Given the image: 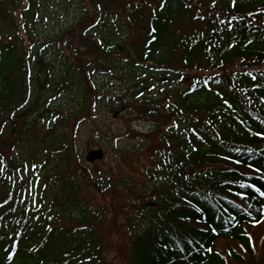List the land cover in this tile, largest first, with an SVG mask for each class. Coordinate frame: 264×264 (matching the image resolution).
Returning a JSON list of instances; mask_svg holds the SVG:
<instances>
[{"label":"trees","instance_id":"1","mask_svg":"<svg viewBox=\"0 0 264 264\" xmlns=\"http://www.w3.org/2000/svg\"><path fill=\"white\" fill-rule=\"evenodd\" d=\"M39 1L0 0V264H108L72 146L94 100L151 120L140 157L118 149L119 170L95 181L136 191L128 264H264V0H57L74 19L54 36L38 31ZM88 44L101 55L86 62ZM41 169L62 188L34 186ZM23 172L47 203L24 204Z\"/></svg>","mask_w":264,"mask_h":264},{"label":"rangeland","instance_id":"2","mask_svg":"<svg viewBox=\"0 0 264 264\" xmlns=\"http://www.w3.org/2000/svg\"><path fill=\"white\" fill-rule=\"evenodd\" d=\"M136 3H138V1H136ZM108 6L114 7L115 5L112 4ZM37 8L39 9V11H37L38 13L37 16L42 15L44 21L46 22L43 23L41 19L39 20L38 31L41 36H45V35L54 36V34L57 31H59L61 28H64L69 22H71L74 19V18L68 19L67 17L63 18V16H61V14L59 13L60 11L58 10L63 11L64 7L57 0H40L39 4L37 5ZM3 9L4 7H2V9L0 7V16H4L1 12V10ZM70 15L71 16H69V18H72L74 16L73 9L70 10ZM16 16L17 15L15 13L14 17L16 18ZM0 19L5 20L2 17ZM68 37L71 38L70 48L72 47H75L76 49L83 48V43L82 41L79 40L81 37H78V35L75 34V31L69 34ZM81 53L83 54V59L86 62L96 59L101 55L100 50L91 44H88L84 50H81ZM100 68L102 70L98 72V75H100L99 78L102 77L101 74H103V72H106V69H104L101 66ZM93 70H95V68ZM138 71H140V69ZM138 71H136V73ZM141 72L143 73L144 71ZM132 73H135V71H132ZM147 76L149 78L146 77V79L152 81L155 80V79L153 80L152 76L150 75ZM161 79L162 77L161 78L159 77L157 81H160ZM168 79L169 78L166 79V82L167 84H169L170 87L171 86L175 87L177 85V82H175L174 80L169 82ZM97 83L98 86L100 87L101 85H104V82L101 79H98ZM105 86L107 85L105 84ZM110 90L119 91L120 88L118 86L112 88L110 87ZM95 105H97V109L95 108ZM92 107L94 108L89 109L88 115L86 116L87 119H84L82 122H79L77 124V129L75 131L76 137L72 142L73 151L74 153L77 154V158L81 157L80 159H82V162H80V165L81 166L84 165V169H85L83 176L81 175L77 176L78 182L80 183V192H82L81 202L84 204L86 203L87 205H89V207H94L95 211L99 213L103 212L104 214L103 220L101 221V223H99L98 232H99V236L105 243L104 245H105V252L107 253L108 264H128L131 259V254H132L131 250L133 247L130 232H133L134 229L131 230L128 229V226L126 225V219L128 218V215L136 214V211H132L131 208L129 207L130 205L133 206L132 201L136 199L135 197L136 191L134 188L131 189L134 191L133 196L130 193H128L130 190L127 191L126 199L121 200V198L119 197L120 194H122L121 183L118 181L117 175L114 178L115 189L114 187H112L110 193L109 192L106 194L103 193L100 190V187L95 184V181L96 182L100 181V177L103 176V173L105 175H110L112 171L116 169L119 170L118 158L120 157V155L118 154V149L126 150L125 151L126 155L129 158H137L138 156L140 157L142 153L138 148L134 146V144H136L141 140L140 135L142 132H146L150 129L151 120L138 119L133 116L129 117L127 116L128 112H132L134 108L119 112V111H115L113 108H109V106L107 104L105 105L104 101L102 102V100L99 101L94 100ZM113 111H115L116 113H113ZM122 115L125 116L122 117ZM110 129L119 131L124 136H122L121 138L118 137L111 138L109 134ZM131 130L134 131V136L132 135L129 136L126 134V132ZM99 131L102 135L99 134ZM95 150H103L105 153V158L104 160L95 162V164L92 165L86 161V156L89 152ZM72 164L73 167L75 168L74 162H72ZM81 166H79V168H82ZM137 167L138 166H136V169H132L129 166L122 167L123 178L125 179L126 177H130L136 180ZM47 170L53 171L52 166L48 164ZM38 175L42 179H40ZM31 176L33 177V184L35 186L37 184H44V187L46 189L44 187L43 188L47 191H55L56 186L58 188H62V185L64 184L63 181L51 180L49 186L45 185L47 181L45 177L48 176V173L47 171L44 172V170L42 169L39 171L38 174H34L31 172ZM22 178L25 185L24 190L21 191V193L25 197L24 204H28V202H30L31 204H36L37 202L47 203L46 202L47 197L44 196L46 195V193L45 194L41 193L42 192L41 186L38 189L34 188L35 194L33 195L32 198L29 197L31 190H33L31 189L32 178L30 177V172H28V176L26 172H23ZM18 181H20V179L16 180V184ZM66 184L70 185V182ZM123 186L125 187V185ZM11 187L12 188L14 187L13 183L11 184ZM124 187L122 189H124ZM17 191L18 190H16L15 192ZM123 203H127L128 206L127 211H125V208L122 205ZM68 207L71 208L69 211H72V207L71 206ZM261 233L262 234L264 233V229L261 230ZM256 236H259V240L261 241L262 236L260 235V233L255 234V237ZM232 245L234 244L233 243L229 244L228 247ZM219 246L221 247V249L224 248L223 245H219ZM259 251L264 252V247H260V244H259V249H257V252Z\"/></svg>","mask_w":264,"mask_h":264},{"label":"water","instance_id":"3","mask_svg":"<svg viewBox=\"0 0 264 264\" xmlns=\"http://www.w3.org/2000/svg\"><path fill=\"white\" fill-rule=\"evenodd\" d=\"M104 158V153L103 151H93V152H90L87 156V160L90 162V163H94L95 161L97 160H102Z\"/></svg>","mask_w":264,"mask_h":264},{"label":"snow or ice","instance_id":"4","mask_svg":"<svg viewBox=\"0 0 264 264\" xmlns=\"http://www.w3.org/2000/svg\"><path fill=\"white\" fill-rule=\"evenodd\" d=\"M261 195H264V192H262Z\"/></svg>","mask_w":264,"mask_h":264}]
</instances>
